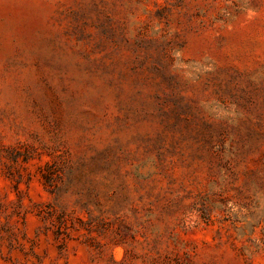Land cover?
I'll return each instance as SVG.
<instances>
[{
  "label": "rangeland",
  "instance_id": "1",
  "mask_svg": "<svg viewBox=\"0 0 264 264\" xmlns=\"http://www.w3.org/2000/svg\"><path fill=\"white\" fill-rule=\"evenodd\" d=\"M0 264H264V0H0Z\"/></svg>",
  "mask_w": 264,
  "mask_h": 264
}]
</instances>
